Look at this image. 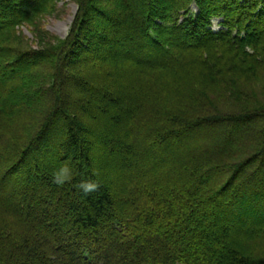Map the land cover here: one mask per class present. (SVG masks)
I'll return each mask as SVG.
<instances>
[{
  "label": "trees",
  "instance_id": "1",
  "mask_svg": "<svg viewBox=\"0 0 264 264\" xmlns=\"http://www.w3.org/2000/svg\"><path fill=\"white\" fill-rule=\"evenodd\" d=\"M63 1L0 0V91L13 86L0 99L8 119L0 116V264H264V0H69L78 11L60 37L41 22ZM23 26L31 28L35 46L21 34ZM146 51L165 60L142 62L128 79L103 75L106 57L122 61L129 52L144 57ZM111 69L106 72L117 74ZM72 82L85 109L62 94ZM114 85L129 91L122 94L129 108L122 139L92 134L78 120L79 114L108 118L84 97L90 95L84 88L102 94L97 103L111 109L119 96ZM28 91L39 101L18 120L15 104L25 102ZM219 125L242 127L243 139L204 148L198 161L181 160L188 186L168 171L160 182L128 179V196H118L113 175L121 178L124 165L154 174L140 150H168L173 140ZM136 126L145 137H131ZM199 161L213 166L200 170ZM64 165L72 179L57 185L52 174ZM210 175L218 183H208ZM83 181L98 187L85 193ZM16 185L18 202L5 192ZM254 186L259 194L249 189ZM222 194L218 204L230 206L213 219L217 233L206 232L212 202ZM129 196L142 204L136 211ZM220 218L233 226L218 224Z\"/></svg>",
  "mask_w": 264,
  "mask_h": 264
},
{
  "label": "rangeland",
  "instance_id": "2",
  "mask_svg": "<svg viewBox=\"0 0 264 264\" xmlns=\"http://www.w3.org/2000/svg\"><path fill=\"white\" fill-rule=\"evenodd\" d=\"M135 4L140 3L139 0H134ZM192 8L195 10V12H197V9L195 6H192ZM78 11L77 5L74 2H69V0H65L63 2L59 3V7H58V11L56 12V14H52V15H48L46 16L42 22H41V26L47 30L48 32L56 35V36H60V37H66L67 34L70 31V28L73 24L75 15ZM218 19H213V29L217 30L218 29ZM21 34L24 35L27 40H30V44L32 46L36 45V39L35 36L33 34V32L31 31V28H28L26 26H23L21 28ZM118 37V36H117ZM134 41V40H133ZM131 40V42L129 41V49L130 51L132 50L134 52L133 49V44H130L133 42ZM137 41H135L136 44ZM140 42V41H139ZM29 44V45H30ZM148 51V50H147ZM144 53V57H142L141 55L138 56H134L135 53H127L125 55V59L122 61H117L115 58H105L104 61H102L101 63V71L103 73V75L108 76L109 78H121V79H128L130 73H128V71H134L136 70V68L141 65L142 62H145V64L147 66H154L156 64H159L160 62L164 61L165 58L162 54H160L159 52H147ZM131 54V55H129ZM151 54V55H150ZM96 56V55H95ZM87 57V56H85ZM147 58V59H146ZM90 59L94 60V58H92V56L90 57ZM4 67V65L0 64V80H2V78L4 77V72L1 70V68ZM69 66L65 65L63 67V69L68 70ZM109 68H112L111 70H118L117 74H115V71H111V72H106ZM122 70V71H121ZM16 82L22 83L24 81V78L19 77V75H16L15 77ZM68 85V84H67ZM66 84L64 85V87L62 88V94L64 95L65 98H71L73 100H83V96L80 97V94H78V86H76L73 82L71 84H69L67 86ZM113 87H115L116 91L118 92L119 96L114 97V101L116 102V107L113 106L111 109H107L105 107V105H101L99 103H97V101H102V94H99L98 92H90V90H86L85 92H89L90 95L88 96H84L86 97V99L91 102V103H96L95 106L98 108V110L100 111V113H108L107 115H109L108 118H105V120L98 118L96 119V117H92V119L87 118V116H82V115H78V120L80 125L85 126L88 129V132L95 134L99 133L100 135H104L107 132L110 133H117L119 135V138L121 137V139L123 138L124 133H126L125 131V124H124V116L125 114H128L129 112V108L126 105V103L124 102V97H122L123 95L128 96L127 94H129L127 88H124L122 85H114ZM13 86L12 84H4V89L1 90V95H0V99H2L4 96L10 94L11 90H12ZM28 96L26 98V101L23 103H17L15 104V102L13 104H15V108L14 111L15 113H17L18 116V120L24 119L28 112L30 111V109L32 108V106L38 103V98L37 95L33 92H27ZM44 95L46 96H50L51 94L49 92H46ZM81 98V99H80ZM110 100V99H109ZM126 100V98H125ZM85 101V100H84ZM85 102L80 101L79 102V107H81L82 109L86 108ZM116 108V109H115ZM117 108L121 109L122 112L117 111ZM0 116L2 120H5L7 123V118L1 114L0 111ZM4 116V117H3ZM82 116V117H81ZM97 122H96V121ZM96 122V123H95ZM138 126H136L135 129H132L130 134L132 138H142L145 137L144 133H142L140 128H137ZM100 128V129H99ZM245 132L244 129H242V127H235V128H230L228 126H216L215 128H213L212 132H208L206 129H200L199 131L195 132L194 134H190V136H186L184 139H178V140H173L172 145H170V148L168 150H161V151H155L152 147L150 148H145L143 150H140L139 153L141 154L142 157H144L146 159V161H148L149 165H151V167H155L154 170V174L150 173V172H146V170H140V168H136V166L134 168H131L130 170L125 166V168L123 167L121 169V171L119 173H121L120 175H122V177H116L113 175L115 181H116V186H114L116 192L118 193L119 197H124V196H128V191H124V186L127 183L128 179H137L140 176H145L146 178L148 177L150 180L152 181H162L165 178V172H171L172 174H174L176 177V179H180L182 180V184L188 186L187 182H190L191 177L188 176L186 173H184L183 170H181V166L182 164H180L181 160H197L198 161V155L200 154V152L202 153L204 148L207 147H212V146H224V142L226 141H231L232 139H241L242 138V134ZM252 134V133H251ZM253 136L252 137H256L257 133L256 131H253ZM205 137H211V142H204L203 139ZM243 139V138H242ZM199 141H201L200 143H198ZM146 142V144L150 143L152 144L153 141L151 140H146L144 141V143ZM197 142V143H196ZM130 144H132V141L129 142ZM119 148V147H118ZM201 148V150H200ZM120 149V148H119ZM197 149H199L200 151H198ZM3 155H0V173L2 172V166L4 165L3 163ZM121 161H119L120 163ZM205 162L199 161L198 164L201 165L200 170L202 169H207L210 166H213L212 164L209 166L204 165ZM211 163H213V161L211 160ZM113 164V163H111ZM110 165V164H109ZM153 175V176H152ZM112 176V175H110ZM123 178V179H122ZM143 178V177H142ZM208 178V183H218V181L216 180V176L214 177V175H210L207 177ZM220 181V180H219ZM18 185H21L20 183H18ZM16 185L14 188L5 191L7 193V195H11V200L15 199L17 200L16 202H18V197L16 196L14 193L17 192H13V190L18 186ZM238 183H234L232 187L228 188V192L231 191L230 189H232L234 186H237ZM256 185H258L256 183ZM253 191H255V193L259 194V192L257 190H259L260 188H249ZM2 190L0 189V195ZM257 191V192H256ZM126 192V193H125ZM254 193V192H253ZM130 197V196H129ZM6 198V196H5ZM4 198V199H5ZM8 198V197H7ZM131 198V197H130ZM226 198V194H222L220 196H217L215 198V201L212 202V206L210 207L213 215H211L210 217H208V221L207 224H205V226L202 228L204 231L206 232H216L217 226L213 219L216 217H220L219 213L222 212V210H224L225 208L229 207L230 205H227V203L225 205H220L218 203H220V199ZM264 200V196H259V201L261 202L260 204H263V200ZM222 203V202H221ZM129 207L131 208L132 211H136L137 208L135 207L137 205V207H141V203L135 200H133L131 198V201L128 203ZM217 205V208H216ZM148 209H146L145 211H147ZM150 210H152L150 208ZM178 210L177 208H174V211ZM188 210H183L182 213H186ZM232 214V213H231ZM235 214L233 213V216ZM235 217V216H234ZM233 217V218H234ZM202 216L199 214L198 216H195V220H201ZM226 218H228L226 216ZM220 223L218 224H226V226H233V222L230 221H226L222 218H220ZM223 220V221H222ZM205 221V220H204ZM244 224H246V222H243ZM20 226L22 227V229L28 230V225H25L23 222L19 223ZM163 225V224H161ZM196 225V222H195ZM249 227H253V225L248 224ZM239 226V225H238ZM197 227V226H196ZM142 228V227H141ZM144 232L145 230H147L145 227L142 229ZM150 230V229H149ZM30 232V229L28 230ZM26 231V232H28ZM151 231V230H150ZM50 232H52V229H50ZM43 233V232H42ZM53 233V232H52ZM253 241H249V244L247 245V250L248 251H252L254 248L252 243ZM140 245L143 244V242H138ZM253 245V246H252ZM252 247V248H251Z\"/></svg>",
  "mask_w": 264,
  "mask_h": 264
},
{
  "label": "clouds",
  "instance_id": "3",
  "mask_svg": "<svg viewBox=\"0 0 264 264\" xmlns=\"http://www.w3.org/2000/svg\"><path fill=\"white\" fill-rule=\"evenodd\" d=\"M71 179L72 172L67 165L61 166L52 174V180L57 185H63ZM97 187L98 185L95 181H83L79 185V188L85 193H90L94 191Z\"/></svg>",
  "mask_w": 264,
  "mask_h": 264
}]
</instances>
